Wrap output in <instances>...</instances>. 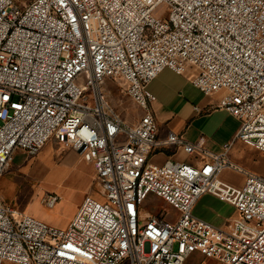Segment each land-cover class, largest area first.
I'll return each mask as SVG.
<instances>
[{
    "label": "built area",
    "instance_id": "2783aa9c",
    "mask_svg": "<svg viewBox=\"0 0 264 264\" xmlns=\"http://www.w3.org/2000/svg\"><path fill=\"white\" fill-rule=\"evenodd\" d=\"M189 67L240 121L220 153L175 131L159 138L148 86ZM118 78L143 111L134 125L104 93ZM50 140L94 165L101 196L87 195L61 229L0 195V264H264V174L230 154L236 141L264 153V0H0V178L17 150L36 155ZM171 145L202 164L151 162ZM203 195L238 215L223 224L195 215ZM152 196L179 217L146 211Z\"/></svg>",
    "mask_w": 264,
    "mask_h": 264
},
{
    "label": "rangeland",
    "instance_id": "374dc122",
    "mask_svg": "<svg viewBox=\"0 0 264 264\" xmlns=\"http://www.w3.org/2000/svg\"><path fill=\"white\" fill-rule=\"evenodd\" d=\"M30 1L16 0L22 6ZM104 93L108 96L111 105L127 123L134 122L138 114H142L139 108V112L135 111L137 105L123 92V79H108L104 86ZM61 148L62 145L50 140L36 155H30L21 149L17 150L9 167L0 178V195L8 206L27 212L51 226L67 229L75 216H72V212L81 194L82 186L79 183L84 185V179L87 176L84 174L82 180L79 181L77 176L81 169L78 166L68 170L64 169L65 171L56 167V160H59L63 151ZM239 148L240 155L246 165L255 167L256 164H260L258 167H263L260 161H264V158H260L252 148L243 147L240 144ZM223 178L236 185H243L246 181V176L232 170H226L223 173ZM101 189L99 182L94 181L86 194L98 196L101 194ZM50 195L60 197L53 208L46 204ZM144 209L150 213H166L171 215L170 217H179L180 215L165 201L153 196L146 201ZM194 214L207 218L215 224H220L222 220L238 215L234 207L220 202L210 195L201 197L194 209ZM199 261H201L200 264H215L213 259L202 256L199 257ZM185 264H195V262L190 259Z\"/></svg>",
    "mask_w": 264,
    "mask_h": 264
},
{
    "label": "crops",
    "instance_id": "0c3cea01",
    "mask_svg": "<svg viewBox=\"0 0 264 264\" xmlns=\"http://www.w3.org/2000/svg\"><path fill=\"white\" fill-rule=\"evenodd\" d=\"M196 73L197 69L195 67L187 68L184 74H177L172 69L166 68L149 84V91L156 97V100L152 103V109L159 126V138L164 139L169 131H175L186 141H201L207 150L220 153L224 150L225 145L234 140L240 128V121L228 111L216 107L220 94L205 95L192 83V77ZM124 84L126 85L123 82V86ZM139 109L136 107L135 111L139 112ZM141 113L143 114L142 110ZM142 114L139 113L134 122L129 123L131 125L136 124ZM239 144L243 147L252 148L256 154H259L260 158H264L263 152L241 141H236L230 151L232 159L249 170L264 174V161H260L263 167H258L260 164H256L255 167L246 165L242 155H240ZM61 149L63 151L59 160H56V167L65 171L78 166L81 169L80 174L77 176L79 181L82 180L84 174L87 176L84 179V185L79 183L82 186L80 188L81 194L72 212V216H74L84 198L91 195L86 193L89 192L88 189L92 182L98 183L96 169L93 164L83 161L73 149L63 145ZM150 160L158 165H162L169 160L201 165L203 157L201 155H190L182 147L171 145L157 149ZM96 197H100V195ZM216 214H218L217 211ZM227 219L222 220L220 224H223Z\"/></svg>",
    "mask_w": 264,
    "mask_h": 264
}]
</instances>
